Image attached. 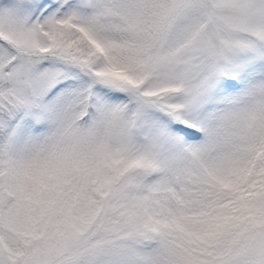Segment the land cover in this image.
Segmentation results:
<instances>
[{
	"label": "snow or ice",
	"instance_id": "1",
	"mask_svg": "<svg viewBox=\"0 0 264 264\" xmlns=\"http://www.w3.org/2000/svg\"><path fill=\"white\" fill-rule=\"evenodd\" d=\"M0 264H264V0H0Z\"/></svg>",
	"mask_w": 264,
	"mask_h": 264
}]
</instances>
